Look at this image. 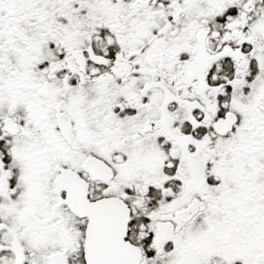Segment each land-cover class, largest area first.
<instances>
[{
    "label": "snow or ice",
    "instance_id": "obj_1",
    "mask_svg": "<svg viewBox=\"0 0 264 264\" xmlns=\"http://www.w3.org/2000/svg\"><path fill=\"white\" fill-rule=\"evenodd\" d=\"M0 264H264V0H0Z\"/></svg>",
    "mask_w": 264,
    "mask_h": 264
}]
</instances>
